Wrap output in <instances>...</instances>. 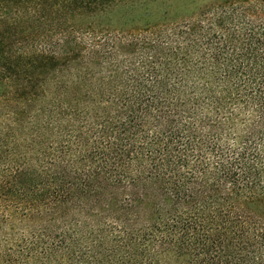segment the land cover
Wrapping results in <instances>:
<instances>
[{"label":"trees","instance_id":"trees-1","mask_svg":"<svg viewBox=\"0 0 264 264\" xmlns=\"http://www.w3.org/2000/svg\"><path fill=\"white\" fill-rule=\"evenodd\" d=\"M0 264H264V0H0Z\"/></svg>","mask_w":264,"mask_h":264}]
</instances>
